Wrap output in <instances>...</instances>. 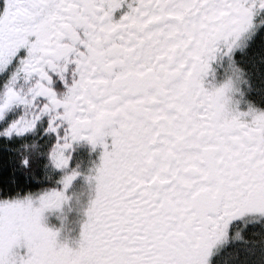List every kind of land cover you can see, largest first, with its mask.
<instances>
[{
	"label": "snow or ice",
	"instance_id": "1",
	"mask_svg": "<svg viewBox=\"0 0 264 264\" xmlns=\"http://www.w3.org/2000/svg\"><path fill=\"white\" fill-rule=\"evenodd\" d=\"M0 264H264V0H0Z\"/></svg>",
	"mask_w": 264,
	"mask_h": 264
}]
</instances>
